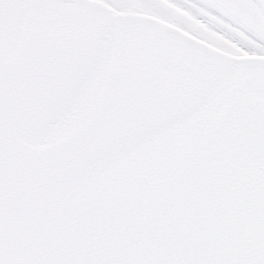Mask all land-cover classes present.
Segmentation results:
<instances>
[{
	"label": "snow or ice",
	"instance_id": "1",
	"mask_svg": "<svg viewBox=\"0 0 264 264\" xmlns=\"http://www.w3.org/2000/svg\"><path fill=\"white\" fill-rule=\"evenodd\" d=\"M0 264H264V0H0Z\"/></svg>",
	"mask_w": 264,
	"mask_h": 264
}]
</instances>
